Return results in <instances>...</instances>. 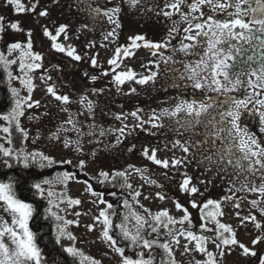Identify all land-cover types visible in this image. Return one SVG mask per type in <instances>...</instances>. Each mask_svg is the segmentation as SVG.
Listing matches in <instances>:
<instances>
[{"label":"rangeland","instance_id":"374dc122","mask_svg":"<svg viewBox=\"0 0 264 264\" xmlns=\"http://www.w3.org/2000/svg\"><path fill=\"white\" fill-rule=\"evenodd\" d=\"M71 1L78 2L79 0ZM67 2L68 0H58V2H56V0H38L37 3V0H22V3L28 8H31L33 4H36V10L35 12L28 11L17 14L12 6L6 4V0H0V15L5 17V25L9 22L19 21L24 29V31L19 33L11 30L0 33V52L4 53L8 59H17V64L10 67L13 76H23V73L19 71L18 67L19 53L17 52L9 55L7 46L13 42H21L22 44L26 43L28 39V30H31L32 32L31 38L33 40V50L41 53L43 56V60L40 62L42 65L41 68L28 73L34 84V90L31 93L32 101H39L40 106H34L31 109L25 108V115L20 117V126L24 132H27V138L24 137L23 132L16 129L15 123L9 125L7 121L0 120V144L4 145L6 148L13 149L14 153L42 152L45 155L51 156L54 160V164H64L62 161H71V163L73 162L74 165H77L84 154H91L92 156L89 157L87 161L88 165L85 167L90 173L100 172L103 164L109 161L107 157H105L106 150L104 147L108 148L110 151H116L119 145L125 144L128 154L127 158H125L124 164H122V168L125 170V173H127L135 187L134 193H140L139 196H136V200L143 206V208L149 210L153 216L159 211L167 210L170 215L179 219L183 215V213L178 211L175 207L176 201H179L189 209L193 223L197 225L200 224L199 210L191 208L190 200L193 199V197L186 195L179 189V185L184 179L183 173H187V175L192 178V184L199 187L201 192L204 193L203 196L197 195L195 197L196 202L198 204L202 203L209 199V196L216 194L221 200L222 210L224 212V216L220 218L221 221L231 225L236 231L237 239L256 253L255 256H244L239 247L233 246L231 253L224 256L222 264H260L261 259H264V240H261L258 244H253L252 240L259 236H264V231L256 229L252 223H246L245 226H241L240 219L236 216L237 212H239L241 216H246L249 213H252L257 215L258 219H264L260 217L258 211L253 209L250 204L252 199L258 198L257 194L250 192H236V202L241 205L239 208H235L230 201H224L223 197L231 195V193L228 192L230 187L229 177L235 179L232 167L225 165L226 171L220 172L215 163L210 164L205 159V157L212 156L214 161L218 160V156L215 154L221 152L225 147L222 146L223 142H227V146L231 141L223 140L222 142H218L217 146L213 148V153L211 150L203 152L201 148L193 147L192 141L193 136L198 133V128L196 126H199V124L196 125L195 128L186 131L175 123V120L182 118L183 114H181V117L177 118H163V127L152 128L151 125L145 124L144 129L142 130L139 127H135L137 121L130 115V113L136 112L135 110L138 109L137 106L134 105V101L132 103L129 102L130 106H127L125 102H122L124 110H119L117 107H111V104L108 108L106 106L99 107L102 102L105 103V99L101 96V93H93L89 96L88 93L80 94V91H78V87L80 86L81 88L84 84V78L80 73L81 70H83V64L79 61V63H77L75 60L68 57L66 53H59L53 50L49 38L43 35V28L46 26L53 34H55L56 28L59 25H68L67 38L64 37V34H61L57 42L66 46L70 45L76 50V54L78 55L82 53L85 54L86 49L92 48L96 52V59L100 68L108 72L112 71L110 70L112 65H110L108 61L113 58L117 47L124 45L126 41H129L130 37L138 32H140V34L146 32L144 34L145 37H148V32H156L160 36V38L157 39L159 42L170 41L168 46L160 50L142 47L133 50L135 55L125 58V66L127 70L132 69L136 74L140 71L147 70L151 75L152 72H155L158 69H163L164 67L165 71L171 70L179 75L177 71L178 69L182 70L181 75H184L185 79L187 74L185 73L183 64L186 60L191 59L190 61H192V64H195L201 58L207 59V57L204 56V53L207 51V45H205L207 43V38L201 36L194 42L183 40V37L187 35L184 33L183 29L188 25L186 22L181 21L180 15L176 13L169 19L162 14H158L161 13L162 10L173 11L172 9L165 8L167 0H165V2L163 0V4L161 3L162 0H140V3L135 7L130 6L126 0H114L113 7L117 4H120L121 6L119 20L122 26L119 29H116V32L118 33L117 36L109 37L106 40L105 35L109 31H112L114 25L109 23L103 31H101V28L98 30V27H96V32L94 34L91 31L94 25L92 18H87L85 13L79 15L77 11L79 8V11L81 12L82 9L80 7L87 10V5L79 3L80 6H76L69 11L68 9L70 8L67 7ZM220 2L225 3L228 2V0H220ZM42 10H47L48 15L45 17L39 16L38 13ZM181 10L183 12L189 11L184 5L181 6ZM201 10L204 13L205 19L208 16H212L216 20L222 22L225 21L224 18L227 11H221L219 9L213 10V8L207 4L201 6ZM191 15L199 17L200 14L192 13ZM80 16H82L80 18L82 25L80 28H75L74 23L77 22L76 19ZM189 18L191 19V16ZM229 19H231V17ZM86 21H88V24L85 23ZM173 22H176V27L179 31L173 33L170 37L169 29L173 26ZM196 22L201 21L199 19L193 21V23ZM85 25H87V27H84ZM139 26L144 33L138 30V28H140ZM156 27H161V30H158ZM195 31L196 30L194 29L192 33L193 35L195 34ZM85 37L87 38V41L85 42H87V45L89 46H87L85 50H82L84 48L83 40L86 39ZM222 39L223 42L234 40V38L231 39V37ZM182 41L184 43H192L195 47L190 50L188 54H185L179 51ZM218 47L223 48L225 51L231 49L232 55L236 53V48L239 47V51L242 50L240 45H218ZM88 51L92 53L91 50ZM153 52L156 54L153 55ZM168 55L171 57L170 60L167 59V63H170V65L164 64L166 63V57H169ZM182 56H186L183 63ZM173 58L180 59L176 61ZM235 59L236 58L228 62L231 65L233 62L236 64L237 61ZM157 64L159 67H157ZM230 74L233 77L238 75L235 70L230 71ZM239 78L241 80L240 85H245L247 83L244 78H241L240 76ZM180 80L187 85L183 88L178 84L176 85V89H178L176 91L178 93L176 103L185 99L207 101L208 97H212L215 101L219 99L226 103L225 105L221 102H213V108L209 109L211 116H216L218 111H223L231 106L227 103L228 97L242 99L252 92L251 88L247 87V90L244 88L240 89V85H238L237 89L233 92L219 94L207 90L194 89L192 87V82L188 79H186L187 83L182 78ZM251 80H253V77ZM154 83L155 82L149 83L150 85L147 87L145 84L137 86L146 89L147 91H151L150 89L156 90L157 88ZM10 85L19 90L21 97L28 96L27 89L20 84L18 79H13ZM49 86L54 87L57 94L68 95L72 102L68 105H63L61 102L57 101L47 92ZM98 86L99 85H97V88ZM163 90L164 89L161 86V88L158 91H154V93L161 99L164 97ZM74 94H76L77 97ZM84 96H87L89 100L95 102L93 114L91 115L86 108L87 100H85L83 104L80 103L81 98ZM125 101L127 102V100ZM106 102L108 104L110 103V101ZM116 103L118 104V102ZM174 106L175 105H170L168 100V102L159 104L157 108L150 112L139 111L138 115L144 120H147L153 112L159 114L163 108H172ZM64 108H67V111H64ZM0 115L5 114L0 112ZM118 115L121 116V119H116V116ZM69 116L74 119L76 122V128L79 133L82 134L79 136L82 145V148L79 151L76 149L74 143L67 148L64 146L65 139L74 142L78 138V132L71 130L73 129V125L66 123ZM125 116L127 117L126 119L124 118ZM29 117L34 118L29 119ZM208 119H210V116L207 114L201 117L203 124H206ZM124 125H127L128 127L125 129V134L121 136L116 130L124 127ZM4 127H9L10 133H4L2 131ZM241 127L245 128L243 126ZM61 128L69 129V131L58 132V129ZM259 128L256 137L259 140L264 141V133H260ZM176 129H179V131H176ZM207 129H209L208 126ZM101 130L105 131V135H100ZM89 131H92L94 135H87ZM16 132L22 134L17 135ZM146 132L148 134H146ZM248 132L253 134L252 130H249ZM54 133L59 135V139L53 138ZM156 135L158 136L156 137ZM223 135L224 133H221V136ZM118 136H120L121 140L119 144L116 143V138ZM157 139L158 141H156ZM9 140H11V143H9ZM176 140H180L181 143L187 141L190 146L189 153L183 152L179 146L173 147ZM19 142H21V146H16L15 151L14 145ZM112 145L116 146L111 147ZM129 148H132V150L129 151ZM146 148L149 150L156 149L157 158L161 160L167 159L171 161L174 158L183 159L185 157H187V159L178 168H174L170 165L169 168L165 169L160 165L154 164L142 154V149ZM132 151L136 157L130 155ZM233 151L236 150L233 149ZM93 153H95V155H93ZM136 169H140V171L137 172ZM62 175H58L57 177H62ZM58 178L54 180L53 185L42 186L46 189V196L47 190H57L66 193L67 197L81 200V204L78 206H68L66 201L60 203L59 199L56 197L51 198L54 202L60 203L59 208L54 207L58 210L57 212L60 216L64 217L66 220L78 221V226L77 224L68 226V231L76 237V240L73 241L75 247L80 249L85 256H90L95 260L100 261V264H121L120 255L116 253L114 248L102 238V223L94 220L95 217L99 216V212L102 209L107 210V205L105 203H99L101 197L91 195V193L86 190L88 188L86 183L78 181L75 176L70 175L65 183L58 182ZM256 179L257 182H259V176H257ZM151 180H155L156 184L150 183L149 181ZM201 180L206 182V190L205 185L200 184ZM208 181H211V183H207ZM157 193H160L165 198L160 199ZM94 201L95 203H93ZM61 209H63V211H61ZM77 212L81 214L78 217L75 215ZM141 216L146 219L145 215ZM126 217L130 223L128 229L134 232L136 227L135 218L130 212L126 214ZM11 219V215L6 213L3 210V207L0 206V221H7L11 224ZM89 224L95 225L92 231H89L86 227ZM174 226L176 229V225L170 227L174 228ZM177 226L180 225L177 224ZM183 227L188 228L189 226L185 224ZM209 227H212V225L209 224ZM205 234L214 237V233L204 232V235ZM179 239V245L171 243L178 264H195V260L203 259L202 255L199 253H185L183 245L186 241L183 237H180ZM5 243H9L7 237H5ZM208 249L213 252L216 251L211 241L208 243Z\"/></svg>","mask_w":264,"mask_h":264},{"label":"snow or ice","instance_id":"6c2138e0","mask_svg":"<svg viewBox=\"0 0 264 264\" xmlns=\"http://www.w3.org/2000/svg\"><path fill=\"white\" fill-rule=\"evenodd\" d=\"M58 2V0H56ZM80 3L87 5V10L90 15L93 17L103 16L107 19L108 23L114 25L112 31H109L105 35L107 40L109 37H115L118 35L116 29H119L122 25L119 20V15L121 13V6L117 4L115 7L111 8H101L93 7L92 0H79ZM126 2L135 7L140 3V0H126ZM248 0H236L233 4L230 3H221L220 0H167L165 8L172 9L173 11H163L158 14H162L166 18H171L174 14L178 13L182 22L187 23V27L183 29L185 35L183 40L187 41H197L201 36L207 38V51L204 53V56L207 59L201 58L195 64H185L184 70L186 79L192 82V87L199 90H207L219 94H226L233 92L237 89V86L241 84L239 76L233 77L230 74V69L232 65L228 62L234 59L232 55V50L229 49L225 51L223 48L218 47L223 43L222 38L226 37H236L241 39H249V36H246L243 31L234 32V29H246L248 32H251L249 23L259 24L264 27V19H256L253 17L252 21L246 23L244 19L240 18L242 11L241 5L247 4ZM259 2V0H258ZM38 3V0H37ZM6 4L12 6L14 11L17 14L24 12L32 11L35 12L36 4H33L31 8L25 6L22 3V0H6ZM208 5L213 8V10L219 9L221 11H227L231 7H235L236 16L235 18L228 21H219L214 19L212 16L204 18V13L201 10V6ZM184 5L188 8V12H183L181 6ZM253 12L256 9H252ZM192 13H199V17L192 16ZM39 16L45 17L48 15L47 10H42L38 13ZM228 15L232 16L231 12H228ZM191 16V19L189 18ZM199 19L201 22L193 23L194 20ZM5 17L0 15V33H4L7 30L14 32L24 31L21 23L19 21L9 22L7 25L4 23ZM84 27H87L85 25ZM195 34L193 35V30ZM68 25L61 24L56 28L55 34H53L46 26L43 28V35L51 41V48L59 53H66V55L73 60L79 61L81 57L76 54V50L70 45H64L57 42L61 34H64V37L67 38ZM179 29L176 27V22H173V26L169 29V36L171 37L173 33H177ZM27 41L26 43L13 42L8 44L7 50L8 54L19 53V71L23 73V76H13V73L10 71V67L14 64H17V59H8L4 53L0 52V66H3L4 71L7 73V78L9 83L13 79H18L20 84L27 89L28 96L21 97L18 89L10 87V92L13 97V106L10 111L5 115H0V120L7 121L9 125L15 123L17 130L23 132L24 137L27 138V132L20 126V117L25 115V108L31 109L34 106L39 107V101H32L31 93L34 90V84L32 78L28 73L41 68V61L43 56L41 53L33 50V40L31 30L27 31ZM130 45L120 46L115 49V53L112 59L108 61L110 65H113L114 68L119 67V59L121 56L127 58L134 56L135 53L131 49H139L141 44L138 41L143 42V46L149 49H163L168 46L170 41L163 43H154L147 41L143 35H137L130 37ZM264 43V42H262ZM195 47L192 43H184L183 41L180 44L179 51L188 54L190 50ZM156 53L153 52V55ZM169 60L171 57L168 58ZM167 63V61H165ZM91 63L93 66L97 65V60L95 57L92 58ZM157 67L159 65L157 64ZM107 75V73H104ZM252 75L256 76V80H248V86L252 89V92L245 96L244 98H233L228 97L227 103L230 104V107H227L223 111H218L216 116H211L209 109L213 108L212 97H208L207 101L205 100H180L172 108H163L159 114L153 112L147 120H144L136 112L130 113L133 116L137 124L135 127H139L142 130L144 129L145 124L151 125L152 128L163 127L162 120L165 117L169 118H178L175 120V123L179 125L180 128L187 130L195 128L196 125L202 123L201 117L204 115H209L210 119L207 121V125H211V129L207 132V135L214 136L219 140L231 141L226 147L222 149L221 152L216 153L218 160H213L212 156L205 157V159L210 163H215L218 171L225 172V165L232 167L233 176L229 177V189L228 192L231 195H226L223 197L224 201L232 202V205L235 208H239L240 203L236 202V192H250L257 194V199H252L250 201L251 207L256 209L261 218H264V141L259 140L255 134L249 133L246 128L241 127V117L245 112L251 111L252 114L259 117V132L264 133V69L261 70V73L257 75L255 72ZM157 76L156 72H152L151 75L140 76L137 78V74L132 70L128 69L127 71H120L115 75L114 81L117 85H122L126 81L135 80L136 83L144 85L150 81H154ZM185 78V77H182ZM50 79V77H49ZM91 80L95 82L97 80L96 76H92ZM103 89H93L94 93L102 92ZM135 92V89H132ZM47 92L50 93L57 101L61 102L63 105H68L72 101L68 95L57 94L54 87L49 86ZM87 100V111L91 115L93 114V109L95 102L89 100L87 96L81 98L80 103H84ZM31 101V102H30ZM249 105H253L252 109H249ZM258 106V107H257ZM67 111V108L63 109ZM218 117V118H217ZM34 117H29L33 119ZM38 118V117H36ZM127 118L126 116L124 117ZM116 119H121V116H116ZM66 123L73 125L74 131L78 132V138L72 142L68 139L64 140V146L70 147L73 143L76 146V149L79 151L82 148L81 141L79 136L82 135L79 133L76 128V122L74 119L69 116ZM206 125V127H207ZM124 127L117 129L121 136L125 134ZM4 133H10L9 127H4L2 129ZM64 131L67 132L69 129H58V132ZM179 131V129H176ZM221 133H224L221 136ZM87 135H94L92 131H89ZM100 135H105V131L101 130ZM54 139H59L57 133L53 134ZM121 142L120 136L116 138V143ZM11 143V140H9ZM112 145L111 147H115ZM181 147L182 151L189 153L190 146L187 141L181 143L180 140H176L173 144V147ZM107 147V146H106ZM134 147V146H133ZM235 149L236 151H233ZM132 148H129L131 151ZM0 153L4 157L8 158L4 160L5 165L11 167L9 160L15 159L17 162L22 163L24 168H28L30 164H38L39 167L44 168L46 166H51L54 163V160L51 156L45 155L42 152H33V153H14L13 149L6 148L4 145L0 144ZM95 155V153H93ZM143 155L151 160L154 164L160 165L163 168L167 169L170 165L174 168L181 166L187 157L183 159H172L171 161L157 158L156 149H145ZM62 163H71V161H62ZM79 166L83 168L85 166V161L81 160ZM137 172L140 169H136ZM98 176L101 178V182L108 180L110 176L115 177H126V173L122 171H117L110 173L107 171L101 170L98 173ZM184 179L179 185L181 192L186 195L193 197L190 200L191 208L198 209L200 212V225L201 234H197L192 230L193 221L192 216L187 207L181 204L179 201H176L175 207L178 211H181L183 215L177 219L169 214L167 210H162L153 216L155 224L151 226V231L153 233H158L159 227L162 225L163 228L167 229L166 235L171 237V242H174L176 245L180 244V237H183L186 243L183 245L185 253L196 252L202 255L203 259L195 260V264H222L223 258L226 254H230L232 247L236 246L242 250L244 256L252 255L255 256L256 253L252 251L247 245L241 243L237 239L235 229L226 223L221 221V217L224 216L222 210V203L219 200L207 199L202 203H197L195 197L197 195L203 196L200 188L192 184V178L183 173ZM257 176H259V182H257ZM69 179V174L64 173L62 177L58 178V182L65 183ZM152 184H156L155 180L149 181ZM54 181L49 179H44L41 182L34 183L32 187L36 190V193L40 196H44L46 189L42 185H53ZM207 183H211L208 181ZM201 185H205L204 180L200 181ZM131 187V185H127ZM93 196H100L101 194L96 193L92 190L91 185L86 189ZM140 193L136 192L135 196H139ZM160 199L165 197L160 193H157ZM47 196L49 197L48 203L50 207L46 210L51 217L57 221V235L56 243L61 244L62 238H66L69 241H75L76 237L68 231V226L72 224H77L78 221L66 220L64 217L60 216L58 212L53 211L52 208H59L60 203H66L68 206H78L81 204L80 199H73L67 197L66 194H61L60 197H57V193L52 190H47ZM53 197H57L60 203L54 202ZM243 199V198H241ZM95 203V201L93 202ZM99 203L103 204L105 201L103 199L99 200ZM0 206L3 207V210L6 213H9L12 217L11 224L7 221H0V264H41L42 253L36 242V235L29 228V221L32 219L34 214V209L32 204L26 203L22 199H19L14 190V184L12 182L3 183L0 182ZM125 206H128V202L125 201ZM108 209L112 208L111 204L107 205ZM63 211V209H61ZM147 212V209H145ZM78 217L81 214L79 212L75 213ZM131 215L135 218L136 227L135 231H130L124 223L119 225L121 229L122 236L125 240H128L133 247H140L142 249L151 250L154 245L163 249L164 253L167 256L166 264H178L175 259L173 248L171 247L170 242L159 243L158 240L152 239L149 240L144 237L143 229L146 224L149 222L141 215L132 212ZM236 216L240 219V225L245 226L246 223H252L253 226L261 231H264V219H258L257 215L249 213L246 216H241L239 212L236 213ZM95 221H100L103 225L102 228V238L105 242H108L109 245L114 248L115 252L118 253L121 257V264H154V257L150 254L148 258L145 257L144 251L138 253L139 258L133 259L125 254V249L123 247L117 246L116 239L110 235L109 230L112 227V221L109 217L107 210L102 209L99 212V216L94 218ZM127 220V217H125ZM180 225V228L174 229L170 226ZM187 224L189 227H183ZM209 224L212 227H209ZM94 224H89L86 227L89 231H92ZM204 232L214 233V238H211L207 235H204ZM5 237L8 238L9 243H5ZM264 240V236H259L252 240L253 244H258ZM214 245L216 251H210L208 249V243ZM227 250V253H226ZM63 251L73 257L79 258V264H100V261L95 260L90 256H85L84 253L75 247V244L64 247ZM260 264H264V259H261Z\"/></svg>","mask_w":264,"mask_h":264},{"label":"trees","instance_id":"16d2710c","mask_svg":"<svg viewBox=\"0 0 264 264\" xmlns=\"http://www.w3.org/2000/svg\"><path fill=\"white\" fill-rule=\"evenodd\" d=\"M164 2L162 0L161 3L163 4ZM79 3H80L79 1L75 2L68 0L67 7L70 8L68 10L70 11L72 10V8H75L76 6H80ZM113 5H114V0H92L93 7L98 6L101 8H111L113 7ZM80 8L82 9L81 12L79 11V8L77 9L79 15L81 13H85L87 18L90 17L92 18L94 25L91 31L94 34L96 32V27H98V30L101 28V31L106 29V26L109 23L105 17L101 15L94 18L93 15L89 14V11L85 10L82 7ZM81 17L82 16H80L77 19L75 18L77 20V22L74 23L75 28H80V26L82 25V23L80 22ZM87 22L88 21H86L85 23L88 24ZM156 28H158V30H161V27H156ZM138 30L143 32L141 27L138 28ZM144 34L142 33L140 34V32H138L132 37L137 35H143L145 37ZM147 36L148 37H145L147 41L154 43H163L157 40L160 38V36L156 32L154 33L148 32ZM85 41H87V38L83 40L84 48L82 50H85L86 47L89 46ZM138 43L141 44L142 48H145L143 46L142 41H138ZM127 45H130V40L126 41V43L122 46H127ZM88 50H91L92 53H90ZM131 50L133 51L135 49H131ZM155 50H160V49H155ZM94 52L95 51L92 48H88L86 49L85 54L84 53L79 54V56L81 57V60H79V62H81L84 66L83 70H81L80 72L84 78V84L83 86H81V88L79 86L78 87L79 90L78 89L77 90L80 91L79 92L80 94L88 93V95L91 96L94 93L93 89H103V91L99 92L98 94L101 93V96L104 97L105 99V103L101 101L102 104L99 107L106 106L108 108V106L111 104L110 105L111 107H117L119 110L121 109L124 110V105L122 104V102H125L127 106H130L129 102L132 103L134 101V105L137 106L139 110L150 112L153 109L157 108L159 104L166 103L168 102V100L170 105H175L176 99L178 97V93L176 92L178 89H176L177 88L176 85L178 84L182 88L187 85L180 80L182 77H184V75H181L182 70L177 69L179 73L178 75L171 70L165 71L164 67L163 69H158L157 71H155L159 75L155 77L154 81L149 82V83L155 82L154 84H156L157 86L156 90L150 89L151 91H147L146 89L140 88L138 86L141 84L136 83L135 80L126 81L122 85H117L114 81L115 75L118 74L120 71H127V68L125 66V57L123 56L120 57L118 61L120 65L119 67L114 68V66L112 65V68L110 69L112 71L108 72L101 69L98 62L96 66L92 65L91 63L92 58L93 57L96 58V52L95 54ZM168 56L170 57V55ZM169 57H166L165 61H167ZM173 59L177 61L180 58L179 59L173 58ZM184 59H186V56H184V58L182 56V63ZM190 60H186L183 65L192 64V61ZM76 62L79 63L78 61ZM164 64L167 65L168 63H164ZM168 65H170V63ZM104 73H107V75H105ZM137 75H139L137 76V78H139L140 76L150 75V73L147 70H143L138 72ZM92 76L97 77V80L95 82L91 80ZM182 79L187 83V80L185 78ZM149 83L145 84V86L147 87L148 85H150ZM97 85H99L98 88ZM161 86L164 89L163 90L164 97L160 99L158 95L156 96L154 91H158L161 88ZM10 87L11 85L8 81L7 73L4 71L3 66H0V112H2L3 114L8 113L13 105V97L10 92ZM132 89H135V92H133ZM74 95L77 97L76 94ZM125 100H127V102ZM106 101L108 102L110 101V103L108 104ZM116 102H118V104ZM16 134L21 135L22 133L16 132ZM146 134L148 133L146 132ZM157 136L158 135H156V137ZM156 141H158V139ZM16 146L20 147L21 142L14 145L15 151H16ZM104 149L106 150L105 157H107L109 161L103 164L101 170L110 173H114L117 171L125 172V170L122 168V164H124L125 158H127V154H128V152L126 151V145L125 144L119 145L116 151L114 150L110 151L108 148L105 147ZM142 150H143L142 151L143 154L145 149ZM130 155L135 156L133 151L130 153ZM91 156H92L91 154H84V156L81 157L80 161L81 160L85 161V166L83 168L79 166L80 161L77 165H74L73 162L64 163V164L53 163L51 166H46L44 168H41L39 167L38 164H30L28 168H24L23 164L17 162L15 159L9 160V163H11L12 166L8 167L4 163V160L8 158L4 157L3 154L0 153V182L3 183L12 182L14 184V190L16 192L17 197L27 203L32 204L33 206L34 214L32 219L29 221V228L32 232L35 233L37 245L41 250L42 253L41 264H79V258H73L67 255L63 251L64 247L73 245L74 244L73 241H69L66 238H62L61 244L56 243V235H57L56 226L58 222L55 221V219L51 217V215L46 211L50 207L48 203L49 197L46 195L44 196L38 195L36 193V190L32 187L34 183L41 182L44 179H49L54 181L55 179L58 178L57 177L58 175H62L64 173H68L69 176L70 175L75 176V178L78 181H82L86 183L87 186L91 185L93 191L101 194L100 197L105 201L106 205L108 204L112 205L111 209L107 208L109 217L112 221V227L110 228L109 233L110 235L113 236L114 239H116L117 246L123 247L125 249V254L127 256L133 259H137L139 258L138 253L144 251L145 253L144 258H148L149 254L152 257H154V264H166L167 256L164 253L163 249L159 248L156 245H154L151 250L142 249L140 247H133L128 240H125L123 238L119 225L124 223L126 227L129 228L130 223L128 219L125 220L126 214H128L129 212L130 213L135 212L137 214L145 215L146 220L149 222L148 224L145 225L143 229L142 234L144 235L145 238L149 240L156 239L158 240L159 243H164V242H170V244L174 243L171 242V237H168L166 235L168 230L163 228V226L161 225L159 227L158 233H153L151 231V226L155 224V221L153 220V215L151 214V212H149V210H147L146 212L145 208H143V206L137 202L134 193L135 187L132 181L129 179L127 173H126V177L110 176L108 180L102 183L101 178L98 176L99 172L90 173L88 170H86L85 167L88 165L87 164L88 158ZM125 181L127 182V185H131V187H127L125 185ZM53 191L57 193V197H60L61 194H66L63 192H59L57 190H53ZM209 199L221 201L216 196V194L209 196ZM125 201L128 202V206H125ZM52 210L56 212L58 211L54 207L52 208ZM199 225L200 224L197 225L193 223L192 226V230L195 231L197 234H201ZM176 227L180 228L181 226L176 225ZM205 235L208 236L209 234H205ZM209 237L214 238L212 235H210Z\"/></svg>","mask_w":264,"mask_h":264},{"label":"flooded vegetation","instance_id":"af4514ba","mask_svg":"<svg viewBox=\"0 0 264 264\" xmlns=\"http://www.w3.org/2000/svg\"><path fill=\"white\" fill-rule=\"evenodd\" d=\"M236 0H228L227 3L233 4ZM242 11L240 14V18L244 19L246 23L252 21L253 17L256 19H264V0H248L247 4L241 5ZM252 9H256L255 12ZM228 12H231L233 15H228ZM236 10L235 7H231L227 10L225 15V21L231 20L235 18ZM231 17V19H229ZM249 27L251 28V32L249 33L246 29H234V32L243 31L246 36H249V39H241L236 37L232 41L223 42L221 45H240L241 51H239V47L236 48V53L233 54V57L236 58V64L233 62L232 68L230 71L235 70L236 73L241 78H244L247 82L249 79L253 77V80H256V76L252 75L255 72L257 75L261 73V70L264 69V27L259 24L249 23ZM207 45V43L205 44ZM184 57V56H183ZM232 61V60H231ZM248 83L245 85H240V89L244 88L247 90ZM235 96V95H233ZM215 98V96H214ZM213 102L223 103L226 105L224 101H220L219 99L215 101L212 98ZM222 107V106H221ZM258 107V106H257ZM253 105H249V109H252ZM241 126L245 127L249 130L253 131V134L256 136L257 130L260 126L259 117L257 115L252 114L251 111L245 112L241 117ZM206 124L200 123L199 126H196L198 129V135L193 136V147L201 148L203 152L211 150L213 153V148H215L218 142H222L223 140L216 139L214 136L207 135V132L211 129V125H207L209 129H207ZM256 131V132H255ZM227 142H223L222 146L226 147ZM193 156V155H192ZM196 157V156H195Z\"/></svg>","mask_w":264,"mask_h":264}]
</instances>
